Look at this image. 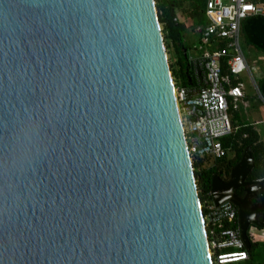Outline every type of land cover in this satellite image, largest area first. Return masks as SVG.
I'll return each mask as SVG.
<instances>
[{
  "label": "water",
  "instance_id": "water-1",
  "mask_svg": "<svg viewBox=\"0 0 264 264\" xmlns=\"http://www.w3.org/2000/svg\"><path fill=\"white\" fill-rule=\"evenodd\" d=\"M158 23L154 0H0V264H210ZM252 167L210 190L246 250Z\"/></svg>",
  "mask_w": 264,
  "mask_h": 264
},
{
  "label": "built area",
  "instance_id": "built-area-1",
  "mask_svg": "<svg viewBox=\"0 0 264 264\" xmlns=\"http://www.w3.org/2000/svg\"><path fill=\"white\" fill-rule=\"evenodd\" d=\"M203 15L204 23L191 28L198 43L184 50L186 77L171 75V80L190 159H219L225 154L222 138L234 131L230 112L239 109L245 96L241 74L254 82L241 48V23L250 16L264 17V5L261 0H204ZM200 208L205 232L210 228L206 238L211 264L249 260L236 206L229 201L216 206L210 199ZM224 222L229 226L221 228Z\"/></svg>",
  "mask_w": 264,
  "mask_h": 264
},
{
  "label": "trees",
  "instance_id": "trees-1",
  "mask_svg": "<svg viewBox=\"0 0 264 264\" xmlns=\"http://www.w3.org/2000/svg\"><path fill=\"white\" fill-rule=\"evenodd\" d=\"M261 1L264 3V0ZM154 4L158 22L163 25V43L167 49L171 48L176 56L175 63L170 66L171 75L175 79L184 80L186 65L182 63L181 59L184 56V50L188 48L184 43L183 35L186 26L178 20L176 10H181L185 15V20L188 21L191 27L203 24L204 0H154ZM240 31L241 38L246 45L264 54V17L254 15L246 18L241 23ZM176 65L179 66V71L176 70ZM257 89L264 98V76L258 80ZM230 113L234 131L221 140L225 154L219 159L195 156L191 158L196 190L201 204L211 199L212 177L218 176L223 181H227L231 169L238 163L246 147H250L253 160V167L246 180L264 179V142L260 140L259 134L251 123L239 119L237 111H231ZM228 226L229 223L224 222L221 228ZM209 229L206 228L207 233H209ZM248 240L250 243L248 253L251 260L252 249L257 244L251 239L249 233ZM261 264H264V262Z\"/></svg>",
  "mask_w": 264,
  "mask_h": 264
},
{
  "label": "rangeland",
  "instance_id": "rangeland-1",
  "mask_svg": "<svg viewBox=\"0 0 264 264\" xmlns=\"http://www.w3.org/2000/svg\"><path fill=\"white\" fill-rule=\"evenodd\" d=\"M176 15L177 18L180 22L184 23L186 28L184 30V43L186 45V47H191L192 44H197L199 37L196 35L195 32L192 31V27L189 25L188 21L185 20V15L181 12V10H176ZM159 26V30H160V34L162 37V41H163V34H162V29H163V25L158 23ZM164 45V43H163ZM241 48L242 51L247 59L249 68L251 70V74H252V78L253 81L251 80L250 76L247 75L246 73L241 74V80L243 81L244 85H245V91L247 93V95L252 98L253 100H255L256 102H258V107L260 110V114L264 119V98L257 92L255 85L257 84L258 80L260 78H262V76H264V60H261V62L259 61V58L256 54H253V52H257L255 51V49H249L247 46H245L244 42L241 40ZM164 52H165V57H166V61L169 67V71L171 74V70H170V66H172L171 64L175 63L176 61V56L175 54L172 52L171 48H166L164 45ZM256 55V56H255ZM182 63L184 65H186L185 63V59L184 57H182L181 59ZM176 70L179 71V66L176 65L175 66ZM244 108H239L237 113L239 116V119L242 121H247L246 119H248L249 114H244ZM251 121V120H250ZM248 122V121H247ZM257 128H260L259 124H256ZM191 161V159H190ZM201 204V202H200ZM248 233L251 235V239L256 242L257 245H255L252 249V258L251 260L249 259L248 261H244V262H239L237 264H261L262 262H264V229H259L256 227H250V230L248 231Z\"/></svg>",
  "mask_w": 264,
  "mask_h": 264
},
{
  "label": "crops",
  "instance_id": "crops-1",
  "mask_svg": "<svg viewBox=\"0 0 264 264\" xmlns=\"http://www.w3.org/2000/svg\"><path fill=\"white\" fill-rule=\"evenodd\" d=\"M261 3H262V1H261ZM262 4L264 5V3H262ZM241 40H242V38H241ZM245 46H247L249 49L252 48L251 46H248L246 44H245ZM252 49H254V48H252ZM253 54H256L258 56L260 62H261V60H264V54H262V53H260L258 51L257 52H253ZM246 62H247V59H246ZM247 64H248V62H247ZM256 90L258 92L257 84H256ZM244 94H245V96L243 98V101L239 104V108H242L243 107L245 109L244 110V114H249V116H248L249 118L246 119V120L254 126L255 130L259 134L260 140L264 142V119H263V117L260 114V110H259V107H258V102H256L255 100H253L252 98H250L247 95V93L245 91V85H244ZM256 124H259L260 125V128L259 129L257 128Z\"/></svg>",
  "mask_w": 264,
  "mask_h": 264
},
{
  "label": "flooded vegetation",
  "instance_id": "flooded-vegetation-1",
  "mask_svg": "<svg viewBox=\"0 0 264 264\" xmlns=\"http://www.w3.org/2000/svg\"><path fill=\"white\" fill-rule=\"evenodd\" d=\"M248 181H253V180H248ZM234 192H235V194L238 197H240V198H243L244 197V191H243L242 188H238ZM255 194H256L257 197H252L251 202L253 204H258V194H259L258 189L255 190ZM256 217H257L258 220H260L261 219V213H258Z\"/></svg>",
  "mask_w": 264,
  "mask_h": 264
},
{
  "label": "bare ground",
  "instance_id": "bare-ground-1",
  "mask_svg": "<svg viewBox=\"0 0 264 264\" xmlns=\"http://www.w3.org/2000/svg\"><path fill=\"white\" fill-rule=\"evenodd\" d=\"M209 253V252H208ZM210 264H211V262H210Z\"/></svg>",
  "mask_w": 264,
  "mask_h": 264
}]
</instances>
